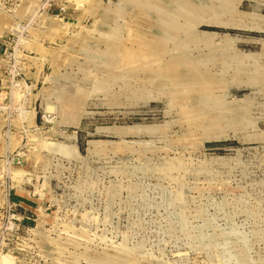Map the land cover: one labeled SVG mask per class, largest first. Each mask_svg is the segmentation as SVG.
Listing matches in <instances>:
<instances>
[{
  "label": "rangeland",
  "instance_id": "374dc122",
  "mask_svg": "<svg viewBox=\"0 0 264 264\" xmlns=\"http://www.w3.org/2000/svg\"><path fill=\"white\" fill-rule=\"evenodd\" d=\"M31 1L0 264H264V0Z\"/></svg>",
  "mask_w": 264,
  "mask_h": 264
},
{
  "label": "built area",
  "instance_id": "2783aa9c",
  "mask_svg": "<svg viewBox=\"0 0 264 264\" xmlns=\"http://www.w3.org/2000/svg\"><path fill=\"white\" fill-rule=\"evenodd\" d=\"M22 4V0H0V10L4 12H11L13 9H19ZM30 0L28 4L33 7L34 10H40L41 8L37 4H33ZM24 24L20 21L11 23L7 26L5 33L0 35V88L3 89L6 94V103L3 107L0 106V110H4L6 120L11 116H15L19 119H24L27 116L26 109V93L28 86L23 78L22 73V60L24 56L16 52V39L14 37L18 28H23ZM18 94V95H16ZM23 154L20 153H7L2 157L1 161L5 167V175L8 177V171L13 165H20L23 161ZM21 219V216L14 213L11 204L7 206V225L6 229H12L16 226V222Z\"/></svg>",
  "mask_w": 264,
  "mask_h": 264
},
{
  "label": "crops",
  "instance_id": "0c3cea01",
  "mask_svg": "<svg viewBox=\"0 0 264 264\" xmlns=\"http://www.w3.org/2000/svg\"><path fill=\"white\" fill-rule=\"evenodd\" d=\"M29 3H30V0H22L20 9H23V8L26 9L27 7H29L28 6ZM29 8L33 9V7H29ZM10 13H12V11ZM9 15L11 16V14ZM16 17L17 16L14 15L13 18L15 19ZM6 94L7 93L3 89L0 88V106L1 107H3L4 104L6 103V100H5ZM26 118L24 119V122H22V119H19L15 116H11L8 120H6V115L4 114V110L3 109L0 110V125H2V127L9 126V128H12V131H13L12 137L14 135L15 137H18V136L21 137L22 133L25 132V128L27 126ZM13 125L15 127H13ZM26 192H27L26 190L20 189V186L18 188H15L11 192V201L13 205L17 206L19 211L23 212V214H25L27 211H32L33 208L37 206V203H35V199H33L32 197H29Z\"/></svg>",
  "mask_w": 264,
  "mask_h": 264
},
{
  "label": "bare ground",
  "instance_id": "6f19581e",
  "mask_svg": "<svg viewBox=\"0 0 264 264\" xmlns=\"http://www.w3.org/2000/svg\"><path fill=\"white\" fill-rule=\"evenodd\" d=\"M7 259V258H6ZM6 263V261H5V259H3V264H5Z\"/></svg>",
  "mask_w": 264,
  "mask_h": 264
}]
</instances>
